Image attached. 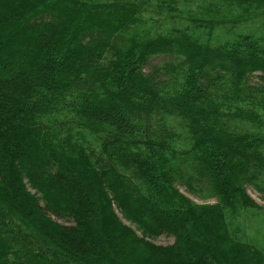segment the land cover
<instances>
[{
	"label": "trees",
	"instance_id": "1",
	"mask_svg": "<svg viewBox=\"0 0 264 264\" xmlns=\"http://www.w3.org/2000/svg\"><path fill=\"white\" fill-rule=\"evenodd\" d=\"M189 1L0 0V264H264V32Z\"/></svg>",
	"mask_w": 264,
	"mask_h": 264
},
{
	"label": "rangeland",
	"instance_id": "2",
	"mask_svg": "<svg viewBox=\"0 0 264 264\" xmlns=\"http://www.w3.org/2000/svg\"><path fill=\"white\" fill-rule=\"evenodd\" d=\"M181 3L183 4V6H181L182 11L186 15L208 17V15L211 14L217 19L223 15L228 16L227 18L233 19H237L238 16H244V20L251 22L244 26L245 29H247L246 26L249 25L251 31L256 33L264 32V0H261L259 3H255L254 5H249V7L243 9H239V7L236 9L229 7L226 4H223L221 0H190L189 2ZM214 36H218L217 33ZM158 61H160V58L158 57L153 59V63ZM254 80H257V77H255ZM179 188L182 193L189 196L197 203L216 202V197L208 194L206 189L198 194L191 192L185 186L179 185ZM248 193L254 201L261 206V208L259 211H255L257 214L256 216L253 215L254 213H249L244 215L245 218L241 216L237 217V219H235L236 225H233L235 226L233 230L234 233L243 238V240L264 249V192L259 191L252 186H248ZM117 214L121 219L126 221L120 212H117ZM243 219H246L245 222L242 221ZM57 220L61 223H67L64 219L57 218ZM248 220L250 221L249 223H247ZM126 222L130 224V222ZM153 241L160 245H168L174 241V237L163 235Z\"/></svg>",
	"mask_w": 264,
	"mask_h": 264
}]
</instances>
